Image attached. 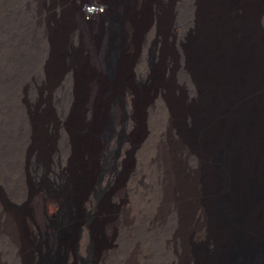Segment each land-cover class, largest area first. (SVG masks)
Returning <instances> with one entry per match:
<instances>
[{"label":"bare ground","instance_id":"6f19581e","mask_svg":"<svg viewBox=\"0 0 264 264\" xmlns=\"http://www.w3.org/2000/svg\"><path fill=\"white\" fill-rule=\"evenodd\" d=\"M0 264H264V0H0Z\"/></svg>","mask_w":264,"mask_h":264},{"label":"rangeland","instance_id":"374dc122","mask_svg":"<svg viewBox=\"0 0 264 264\" xmlns=\"http://www.w3.org/2000/svg\"><path fill=\"white\" fill-rule=\"evenodd\" d=\"M101 13H103V12H101ZM86 20H89V18L88 17H86ZM51 219H53V220H55V222L57 221V219H59V217L58 216H53Z\"/></svg>","mask_w":264,"mask_h":264}]
</instances>
